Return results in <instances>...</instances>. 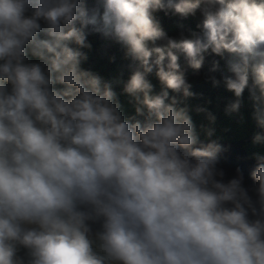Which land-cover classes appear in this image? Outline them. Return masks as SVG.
I'll use <instances>...</instances> for the list:
<instances>
[{"label": "clouds", "instance_id": "obj_1", "mask_svg": "<svg viewBox=\"0 0 264 264\" xmlns=\"http://www.w3.org/2000/svg\"><path fill=\"white\" fill-rule=\"evenodd\" d=\"M159 10L199 14V34L170 37ZM89 26L136 62L123 91L143 121L81 68ZM209 50L227 54V111L248 88L264 129V0H0V264H264V156L254 200L169 97L194 95L180 56L199 70Z\"/></svg>", "mask_w": 264, "mask_h": 264}, {"label": "trees", "instance_id": "obj_2", "mask_svg": "<svg viewBox=\"0 0 264 264\" xmlns=\"http://www.w3.org/2000/svg\"><path fill=\"white\" fill-rule=\"evenodd\" d=\"M85 3L89 11L100 6V0H85ZM100 10L102 12V8ZM153 15L163 31L173 38H178L181 33L187 36L199 34L200 29L197 26L203 19L199 14L181 17L171 10H159ZM85 31L86 44L89 47L80 49L87 56V59L81 62V68L97 74L103 81L112 84L126 119L135 117L143 121L145 117L138 116L136 113L135 99L123 91L125 83L137 68L136 62L127 55L126 48L115 39L93 31L91 26ZM70 46L77 47L74 44ZM204 57L202 67L194 70L188 66L183 55L180 56L181 71L190 85L189 90L194 95L183 98L182 94L169 90V97L175 96L180 101L179 107H187L200 141L244 139L247 141L246 147L255 157L264 156V143H254L255 135L264 132V129H260L254 119V102L249 89L244 90L239 111L228 112V106L234 101L235 96L223 82V77L230 75L227 67V54L221 57L209 50L204 53ZM29 59L32 62H38L34 57L29 56ZM217 63L218 68L213 71V66ZM212 77H215L219 83H213ZM146 78L153 85L152 94H159L163 85L156 76L155 70ZM56 87L62 86L57 85ZM209 132L212 134L209 135Z\"/></svg>", "mask_w": 264, "mask_h": 264}, {"label": "water", "instance_id": "obj_3", "mask_svg": "<svg viewBox=\"0 0 264 264\" xmlns=\"http://www.w3.org/2000/svg\"><path fill=\"white\" fill-rule=\"evenodd\" d=\"M216 141L223 146L218 157V167L225 173L224 181L235 177L236 169L239 168L244 175V187L249 190V195L255 200L256 196L253 191L255 182L251 179V171L256 166L257 160L253 153L246 147L247 141L241 140H202L203 143Z\"/></svg>", "mask_w": 264, "mask_h": 264}]
</instances>
